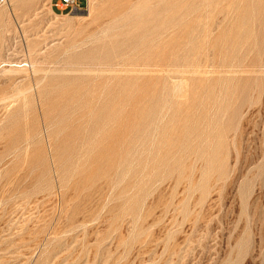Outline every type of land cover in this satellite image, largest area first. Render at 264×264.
Masks as SVG:
<instances>
[{
	"label": "rangeland",
	"instance_id": "1",
	"mask_svg": "<svg viewBox=\"0 0 264 264\" xmlns=\"http://www.w3.org/2000/svg\"><path fill=\"white\" fill-rule=\"evenodd\" d=\"M54 2L0 3V264H264V0Z\"/></svg>",
	"mask_w": 264,
	"mask_h": 264
},
{
	"label": "bare ground",
	"instance_id": "2",
	"mask_svg": "<svg viewBox=\"0 0 264 264\" xmlns=\"http://www.w3.org/2000/svg\"><path fill=\"white\" fill-rule=\"evenodd\" d=\"M4 0H0V3H3ZM31 1H34V0H8V8H12L13 6L15 7L16 5H18L19 3H30ZM51 1V0H50ZM91 1V0H90ZM95 2V1H94ZM93 2V3H94ZM7 8V7H6ZM5 11V10H4ZM7 11V10H6ZM5 11V12H6ZM55 14V13H54ZM35 15H37V12L35 13ZM56 16H58L57 14H55ZM30 67H33L32 65L30 66V64H14L13 66L10 65V68L8 67V69L6 71H8L9 73H13V72H27L28 69L27 68H30ZM34 69V68H33ZM36 71V70H35ZM34 71V72H35ZM46 73V72H45ZM20 74V73H19ZM23 74V73H22ZM47 74V73H46ZM14 76V74H12ZM16 75V74H15ZM25 75V74H23ZM22 77H25L23 76ZM1 76V75H0ZM6 76V75H5ZM17 76V75H16ZM21 75H19V78H20ZM10 77V76H9ZM12 77V76H11ZM2 78V76H1ZM4 78V77H3ZM7 78V76H6ZM17 78V77H16ZM18 78V79H19ZM30 78V77H29ZM22 79V78H21ZM28 79V78H27ZM1 80V79H0ZM32 88V87H31ZM27 89V88H26ZM25 91V90H24ZM33 91V89H28L26 90L25 92H19V97H24L25 96L27 97V94L31 93ZM16 97V96H15ZM16 99V98H15ZM18 99V98H17Z\"/></svg>",
	"mask_w": 264,
	"mask_h": 264
},
{
	"label": "built area",
	"instance_id": "3",
	"mask_svg": "<svg viewBox=\"0 0 264 264\" xmlns=\"http://www.w3.org/2000/svg\"><path fill=\"white\" fill-rule=\"evenodd\" d=\"M53 7L61 14H63L64 10L67 8H69L70 11L81 8L77 0H55V2L53 3Z\"/></svg>",
	"mask_w": 264,
	"mask_h": 264
},
{
	"label": "crops",
	"instance_id": "4",
	"mask_svg": "<svg viewBox=\"0 0 264 264\" xmlns=\"http://www.w3.org/2000/svg\"><path fill=\"white\" fill-rule=\"evenodd\" d=\"M87 2V0H85Z\"/></svg>",
	"mask_w": 264,
	"mask_h": 264
}]
</instances>
